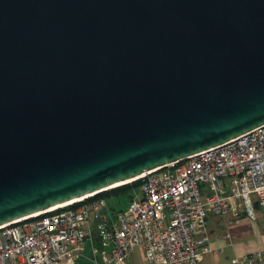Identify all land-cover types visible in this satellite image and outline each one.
Listing matches in <instances>:
<instances>
[{
  "label": "water",
  "instance_id": "95a60500",
  "mask_svg": "<svg viewBox=\"0 0 264 264\" xmlns=\"http://www.w3.org/2000/svg\"><path fill=\"white\" fill-rule=\"evenodd\" d=\"M264 125V0H0V228Z\"/></svg>",
  "mask_w": 264,
  "mask_h": 264
},
{
  "label": "built area",
  "instance_id": "2783aa9c",
  "mask_svg": "<svg viewBox=\"0 0 264 264\" xmlns=\"http://www.w3.org/2000/svg\"><path fill=\"white\" fill-rule=\"evenodd\" d=\"M136 181L135 198L114 216L98 194L0 228V264H129L138 248L149 264H202L211 214L255 219L264 208V125ZM261 261L263 253L233 263Z\"/></svg>",
  "mask_w": 264,
  "mask_h": 264
},
{
  "label": "crops",
  "instance_id": "0c3cea01",
  "mask_svg": "<svg viewBox=\"0 0 264 264\" xmlns=\"http://www.w3.org/2000/svg\"><path fill=\"white\" fill-rule=\"evenodd\" d=\"M206 224L210 251L203 256L202 264H234L235 258L264 254V208H257L255 219L244 214H211ZM129 264H149L142 248L134 251Z\"/></svg>",
  "mask_w": 264,
  "mask_h": 264
},
{
  "label": "rangeland",
  "instance_id": "374dc122",
  "mask_svg": "<svg viewBox=\"0 0 264 264\" xmlns=\"http://www.w3.org/2000/svg\"><path fill=\"white\" fill-rule=\"evenodd\" d=\"M138 191H135L134 193H131V196H120L119 198L117 197H112L111 198H108L106 199V202H107V205H108V208L109 210L111 211L112 215H116L117 213H119L121 210H126L128 209L129 205H130V202L132 201V199L135 198V195ZM103 194V193H102ZM101 197H104L101 196ZM90 243V241H88ZM89 243H87V247H86V255H89L91 254V249H90V245ZM137 250V249H136ZM79 262H82V264H90L91 262L88 261V260H80Z\"/></svg>",
  "mask_w": 264,
  "mask_h": 264
},
{
  "label": "trees",
  "instance_id": "16d2710c",
  "mask_svg": "<svg viewBox=\"0 0 264 264\" xmlns=\"http://www.w3.org/2000/svg\"><path fill=\"white\" fill-rule=\"evenodd\" d=\"M140 187V181H136L133 182L132 184H126V185H122L120 187H116L114 189H111L109 191L103 192V194H100L99 196H96L97 198H103V199H108L112 197H117L119 198L120 196L124 195V196H131V193H134L135 191H138ZM104 197H101L103 196Z\"/></svg>",
  "mask_w": 264,
  "mask_h": 264
},
{
  "label": "bare ground",
  "instance_id": "6f19581e",
  "mask_svg": "<svg viewBox=\"0 0 264 264\" xmlns=\"http://www.w3.org/2000/svg\"><path fill=\"white\" fill-rule=\"evenodd\" d=\"M61 206H63V205H61ZM56 208H58V207H56Z\"/></svg>",
  "mask_w": 264,
  "mask_h": 264
}]
</instances>
